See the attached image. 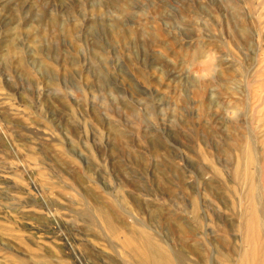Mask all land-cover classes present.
<instances>
[{"label":"rangeland","instance_id":"rangeland-1","mask_svg":"<svg viewBox=\"0 0 264 264\" xmlns=\"http://www.w3.org/2000/svg\"><path fill=\"white\" fill-rule=\"evenodd\" d=\"M249 212L264 244V0H0V264H140L108 216L235 264Z\"/></svg>","mask_w":264,"mask_h":264},{"label":"bare ground","instance_id":"bare-ground-1","mask_svg":"<svg viewBox=\"0 0 264 264\" xmlns=\"http://www.w3.org/2000/svg\"><path fill=\"white\" fill-rule=\"evenodd\" d=\"M98 211L99 214L104 213L103 209L100 207L98 208ZM108 217V220H105V218L102 217V220L106 224L107 228L113 234H117L119 232L122 233V240L124 242H129L131 246H134L135 251L138 254L140 264H172L171 260L166 254H160L157 252L159 249L158 246L149 236H146L144 232H142L141 235H135L128 227L124 226L125 224L123 225L121 224L122 222L119 223L113 220L110 216ZM241 227L245 229V234L243 236L244 245L243 248L237 253L236 263L264 264V244L260 242L258 237V231L255 224V215L253 212L248 213V216L241 224ZM222 258L226 264L231 263V260L227 256H222ZM49 264L59 263L57 261H51ZM61 264H63V262Z\"/></svg>","mask_w":264,"mask_h":264}]
</instances>
